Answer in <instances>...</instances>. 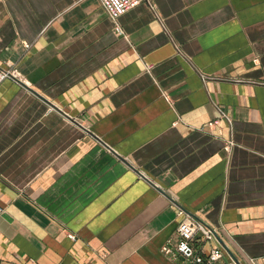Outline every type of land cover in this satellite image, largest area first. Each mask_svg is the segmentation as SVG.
I'll use <instances>...</instances> for the list:
<instances>
[{"label":"crops","instance_id":"1","mask_svg":"<svg viewBox=\"0 0 264 264\" xmlns=\"http://www.w3.org/2000/svg\"><path fill=\"white\" fill-rule=\"evenodd\" d=\"M117 25L98 0H0L21 76L0 81L1 264H184L160 249L176 207L264 264V0H142Z\"/></svg>","mask_w":264,"mask_h":264},{"label":"built area","instance_id":"2","mask_svg":"<svg viewBox=\"0 0 264 264\" xmlns=\"http://www.w3.org/2000/svg\"><path fill=\"white\" fill-rule=\"evenodd\" d=\"M142 0H98L101 8L113 24V31L120 34L121 30L117 25V19L128 9L134 7ZM24 49L29 44L23 42ZM148 66V65H147ZM6 77L17 80L21 79L17 67L14 63L0 66V81ZM219 117L226 115L218 108L216 118L208 123H216ZM2 208L0 207V212ZM175 213L178 216L175 225V241L171 245L164 243L160 249L163 252L178 254L184 261V264H257L254 257H248L246 263H241L235 258L226 245L219 238L218 227L208 223L202 218L185 211L181 207H176ZM67 236L73 238L72 233ZM226 259L217 262L222 256ZM1 264V262H0Z\"/></svg>","mask_w":264,"mask_h":264}]
</instances>
